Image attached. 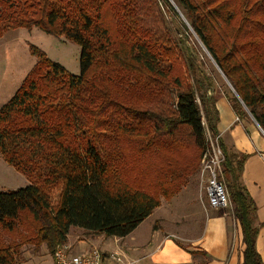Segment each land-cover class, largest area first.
Wrapping results in <instances>:
<instances>
[{
	"label": "trees",
	"instance_id": "1",
	"mask_svg": "<svg viewBox=\"0 0 264 264\" xmlns=\"http://www.w3.org/2000/svg\"><path fill=\"white\" fill-rule=\"evenodd\" d=\"M172 1L233 87L235 112L264 130V0ZM160 16L156 0H0V32L36 27L81 49L73 75L31 46L38 63L0 109V154L29 181L0 192V264H22L24 246L52 256L72 228L129 236L197 174L208 133L224 155L243 264H263L240 184L247 157L218 138L215 77L188 25L175 40Z\"/></svg>",
	"mask_w": 264,
	"mask_h": 264
},
{
	"label": "crops",
	"instance_id": "2",
	"mask_svg": "<svg viewBox=\"0 0 264 264\" xmlns=\"http://www.w3.org/2000/svg\"><path fill=\"white\" fill-rule=\"evenodd\" d=\"M227 86L220 90L218 84L215 89L218 137L227 150L247 157L240 184L255 204L256 248L264 264V130L251 116L240 117L235 112L231 102L234 92L229 84ZM196 182L197 179L195 184L188 182L171 201L163 200L161 206L125 238L105 237L79 229L75 231L84 238L71 242L68 237V243L77 254L92 248L103 252L117 250L126 262L135 264H243L242 230L231 213L232 206L205 211ZM184 203L190 206L188 214L178 209ZM203 215L209 217L204 221V234L203 224L199 225ZM151 219L153 225L145 228V223ZM111 240L117 246L115 250L106 248Z\"/></svg>",
	"mask_w": 264,
	"mask_h": 264
},
{
	"label": "rangeland",
	"instance_id": "3",
	"mask_svg": "<svg viewBox=\"0 0 264 264\" xmlns=\"http://www.w3.org/2000/svg\"><path fill=\"white\" fill-rule=\"evenodd\" d=\"M158 2V8L160 10V18L163 24H166L173 32L175 40L181 38V34H178V27L181 24L188 25L182 17L177 20V24H174V16L171 10L165 5L162 1L156 0ZM162 13V14H161ZM181 16V15H180ZM180 24V25H179ZM189 27V25H188ZM190 28V27H189ZM191 33L188 35L190 40V45L194 46L199 54L200 60L205 63V70L207 73L212 74L215 77L216 85L219 84V89L222 87H227L228 84L216 63L212 59L211 55L208 53L206 48L200 42L199 38L190 28ZM31 46H35L40 50L44 51L47 56L66 68L68 72L73 75H80V57L81 49L78 45L64 39L58 38L53 35L47 34L39 28L33 27L31 29L20 27V28H10L7 31L0 32V109L8 103L16 92L21 88L25 79L31 74L35 66L38 63L37 56L31 51ZM216 89V88H215ZM207 140L209 146L216 144V139L212 137L209 133L207 134ZM211 147V146H210ZM203 160V158H202ZM202 160L199 166V171L197 174L190 177L189 182L194 181L198 183L199 188L204 189L207 183L206 177H202ZM29 185L28 179L17 172L13 167H11L3 159L0 154V192L15 191L20 188L26 187ZM194 186V185H192ZM191 187V186H190ZM183 213H189L190 210L189 204L179 206L178 208ZM231 209V208H230ZM231 212V210L229 211ZM233 213V212H231ZM204 217L200 220L199 225H202L203 234L205 232V222L209 219L208 216L203 215ZM153 225V219L147 221L144 227H149ZM73 230L69 234L70 241H78V238L81 240L84 238L83 234L76 232L78 228H72ZM10 239L16 240L18 237L11 234ZM68 246H71L70 243H67ZM113 240L109 241L106 245V248L114 249L116 248ZM72 252H74L73 247ZM51 254L47 251L46 246H43L40 250H36L32 246H24L23 253L21 256L22 264H51Z\"/></svg>",
	"mask_w": 264,
	"mask_h": 264
},
{
	"label": "built area",
	"instance_id": "4",
	"mask_svg": "<svg viewBox=\"0 0 264 264\" xmlns=\"http://www.w3.org/2000/svg\"><path fill=\"white\" fill-rule=\"evenodd\" d=\"M219 138V137H218ZM217 138V140H218ZM224 155L217 144H212L202 160V177L207 179L202 188L201 201L205 211L222 210L232 206L227 187L223 179L222 163ZM126 262L119 251L103 252L98 248L80 254H74L71 246L58 245L52 255V264H135Z\"/></svg>",
	"mask_w": 264,
	"mask_h": 264
},
{
	"label": "water",
	"instance_id": "5",
	"mask_svg": "<svg viewBox=\"0 0 264 264\" xmlns=\"http://www.w3.org/2000/svg\"><path fill=\"white\" fill-rule=\"evenodd\" d=\"M171 1V3H172V5L174 6V8L177 10V12L181 15V17L184 19V17L182 16V14L180 13V11L178 10V7L175 5V3L172 1V0H170ZM184 21L187 23V21L184 19ZM220 72H221V70H220ZM222 73V72H221ZM222 75L224 76V78L226 79V77H225V75L222 73ZM226 81H227V83L229 84V86L232 88V90H233V92H234V94H236L235 93V91H234V89H233V87L231 86V84L228 82V80L226 79Z\"/></svg>",
	"mask_w": 264,
	"mask_h": 264
}]
</instances>
